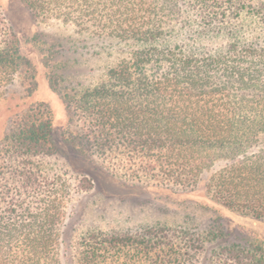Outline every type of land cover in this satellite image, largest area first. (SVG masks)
Wrapping results in <instances>:
<instances>
[{
	"label": "trees",
	"instance_id": "obj_1",
	"mask_svg": "<svg viewBox=\"0 0 264 264\" xmlns=\"http://www.w3.org/2000/svg\"><path fill=\"white\" fill-rule=\"evenodd\" d=\"M112 1L111 35L129 47L74 101L90 147L119 150L133 173L183 194L202 185L213 204L264 217V0ZM221 35L228 42L214 44ZM31 70L0 19V100ZM15 115L0 142V264H264L259 236L220 245L221 226L71 240L67 186L45 160L57 152L52 117L42 104Z\"/></svg>",
	"mask_w": 264,
	"mask_h": 264
},
{
	"label": "rangeland",
	"instance_id": "obj_2",
	"mask_svg": "<svg viewBox=\"0 0 264 264\" xmlns=\"http://www.w3.org/2000/svg\"><path fill=\"white\" fill-rule=\"evenodd\" d=\"M112 4V0H0V19L32 63V70L17 77L8 96L0 100V142L15 114L38 104L49 111L57 152L45 160L67 186L64 224L73 241L89 232L131 231L159 223L191 225L204 234L221 226L225 235L220 245L255 236L264 241V217L213 204L203 198L202 185L183 194L161 184L160 178L133 173L119 150L102 154L90 147L89 130L74 111V101L79 92L103 79L129 47L111 35L119 19ZM213 42L226 44L228 38L221 35Z\"/></svg>",
	"mask_w": 264,
	"mask_h": 264
}]
</instances>
